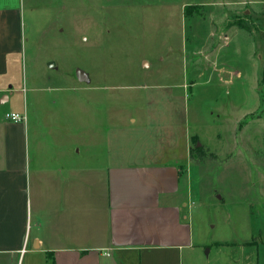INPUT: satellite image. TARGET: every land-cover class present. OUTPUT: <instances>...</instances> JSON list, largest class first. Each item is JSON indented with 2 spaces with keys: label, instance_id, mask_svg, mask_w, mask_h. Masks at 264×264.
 Listing matches in <instances>:
<instances>
[{
  "label": "rangeland",
  "instance_id": "obj_1",
  "mask_svg": "<svg viewBox=\"0 0 264 264\" xmlns=\"http://www.w3.org/2000/svg\"><path fill=\"white\" fill-rule=\"evenodd\" d=\"M10 8L23 90L1 108L30 109L31 150L38 136L98 163L108 133L147 113L151 130L191 134L179 166L196 245L137 258L264 264V0H0Z\"/></svg>",
  "mask_w": 264,
  "mask_h": 264
},
{
  "label": "crops",
  "instance_id": "obj_2",
  "mask_svg": "<svg viewBox=\"0 0 264 264\" xmlns=\"http://www.w3.org/2000/svg\"><path fill=\"white\" fill-rule=\"evenodd\" d=\"M19 24L18 10H0V264H158L137 256L195 247L179 166L190 156L191 134L151 130L147 113L141 124L131 118L142 130L127 142L119 139L133 133V124L115 139L108 133L98 163L82 165L79 151L42 146L38 136L31 150L30 109L1 108L23 90L15 76L23 52ZM12 111L26 120L8 121ZM43 118L34 127L50 121Z\"/></svg>",
  "mask_w": 264,
  "mask_h": 264
},
{
  "label": "built area",
  "instance_id": "obj_3",
  "mask_svg": "<svg viewBox=\"0 0 264 264\" xmlns=\"http://www.w3.org/2000/svg\"><path fill=\"white\" fill-rule=\"evenodd\" d=\"M5 118L8 120V121H24L26 120V116L21 114V113H18V112H15V111H12L10 113H6L5 114Z\"/></svg>",
  "mask_w": 264,
  "mask_h": 264
},
{
  "label": "water",
  "instance_id": "obj_4",
  "mask_svg": "<svg viewBox=\"0 0 264 264\" xmlns=\"http://www.w3.org/2000/svg\"><path fill=\"white\" fill-rule=\"evenodd\" d=\"M52 65V64H51ZM79 75V78L80 80L82 81H87V82H90V79H89V75H87L84 71H82L81 69H78V74ZM200 143L197 144V146H199ZM220 197V196H219Z\"/></svg>",
  "mask_w": 264,
  "mask_h": 264
},
{
  "label": "trees",
  "instance_id": "obj_5",
  "mask_svg": "<svg viewBox=\"0 0 264 264\" xmlns=\"http://www.w3.org/2000/svg\"><path fill=\"white\" fill-rule=\"evenodd\" d=\"M48 258H50V257H49V255H48ZM49 264H53V262H52V261H50V262H49Z\"/></svg>",
  "mask_w": 264,
  "mask_h": 264
}]
</instances>
